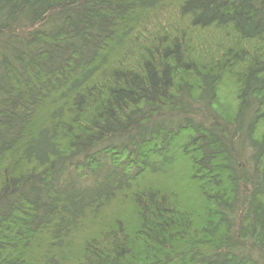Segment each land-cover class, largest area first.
Wrapping results in <instances>:
<instances>
[{
    "label": "trees",
    "instance_id": "16d2710c",
    "mask_svg": "<svg viewBox=\"0 0 264 264\" xmlns=\"http://www.w3.org/2000/svg\"><path fill=\"white\" fill-rule=\"evenodd\" d=\"M0 264H264V0H0Z\"/></svg>",
    "mask_w": 264,
    "mask_h": 264
}]
</instances>
